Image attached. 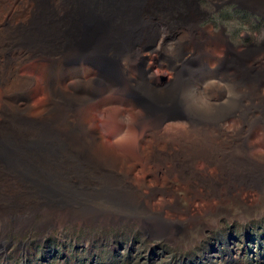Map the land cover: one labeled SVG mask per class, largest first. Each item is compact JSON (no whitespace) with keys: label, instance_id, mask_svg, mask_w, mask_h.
<instances>
[{"label":"rangeland","instance_id":"rangeland-1","mask_svg":"<svg viewBox=\"0 0 264 264\" xmlns=\"http://www.w3.org/2000/svg\"><path fill=\"white\" fill-rule=\"evenodd\" d=\"M185 1L191 2V16H187L191 36L207 46L208 71L196 72L200 62L191 55L193 44L177 45L175 29L159 21L155 22L153 36L144 37L142 30L138 33V54L131 63L123 61L128 57L121 47L115 52L107 49L90 66V74L97 82L104 78L115 86L81 110L90 114L89 126L96 131L101 148L132 163L131 176L136 187L145 183L138 198L120 191L115 180L100 173L96 180L87 181L83 199L92 204L96 195L114 194L115 204L120 207L121 202L122 209L65 207L55 196L58 202L54 206L42 205L23 214L7 215L0 219V264H264V189L250 188L221 200L218 191L207 200L209 194L198 182H183L175 175L170 178L171 185H166V172L173 163L183 162L190 152H206L172 151L177 143H168L170 137L184 135L188 121L197 123V129L208 126L215 131L213 152L220 154V131L213 125L228 106L240 103L235 88H231L227 100H220V72L228 75L239 64L248 68L254 61L257 62L253 67L264 70L261 16L240 8L232 0ZM14 8L13 0H0V18L10 24ZM6 31L0 38L11 36L9 29ZM175 59L183 61L177 63L181 71L175 80L177 84L165 85L169 78L174 82L169 67ZM146 65H152L153 73L148 82ZM16 75L33 76L34 83L28 86L23 98L30 104L32 114L39 116L38 109L45 100L41 73L33 75L32 62L25 61ZM61 80L67 89V83L73 81L69 68L56 69L55 81ZM196 82L202 85L198 87ZM204 82L208 85L204 86ZM11 88L10 82L0 88V151H20V155L15 152L19 163L38 175L37 179L27 181L30 187H58V127L49 143L43 132L32 131L27 123L16 121L9 106ZM228 89L227 86L225 91ZM157 90L162 92L158 97ZM140 99L147 106L175 104L183 111L185 124L171 129L159 127L163 114L141 112ZM17 105L21 107L22 102ZM234 120L229 119L227 127ZM68 140L70 148L77 150L70 151L74 160L81 141L74 136ZM244 145L251 158H264V123L251 129ZM142 151L163 157L137 161ZM204 162L196 160L193 168L203 169ZM154 169L158 171L154 173ZM213 171V166L208 169L209 173ZM86 173L90 178L96 174L93 168ZM145 196L151 198L150 204L144 202ZM188 210L191 216L187 215Z\"/></svg>","mask_w":264,"mask_h":264},{"label":"bare ground","instance_id":"bare-ground-1","mask_svg":"<svg viewBox=\"0 0 264 264\" xmlns=\"http://www.w3.org/2000/svg\"><path fill=\"white\" fill-rule=\"evenodd\" d=\"M183 1L13 0L15 8L11 13L12 22L9 24L5 18H0V37L7 29L11 32L10 37L0 38V88H5L8 82L11 83V115L16 121L27 123L32 131L43 132L47 142L53 141L54 131L58 127L59 186L41 187L34 184L30 187L27 181L37 179L38 175L19 163L16 153L20 155V151H0V219L15 212L23 214L42 205L54 206V203L58 202L56 197L65 207H77L81 210L91 207H118L114 194L96 195L92 204L83 199L87 181L96 180L100 173L115 180L120 185V191L124 190L138 198V193L145 183L142 182L136 187L131 176L132 163L101 148L96 131L89 126L90 114L81 109L115 86L104 78H99L97 82L91 76L95 59L107 49L115 52L124 47L128 58L123 61L131 63L138 54L135 50L140 38L138 33L142 30L144 37L153 36L157 29L156 21L175 29L177 45L193 44L194 53L191 55L200 62L196 72L209 70L206 66L209 60L207 46L191 36V22L187 21V16L190 17L192 12L191 2ZM232 1L264 14V0ZM184 47L182 49L186 52ZM25 61L32 62L33 75L40 72L42 76L45 100L38 109L39 116L32 114L30 104L23 98L28 86L34 83L33 76L22 78L16 75L17 68ZM174 62L169 67L174 82L169 78L165 85L177 84L175 80L181 73L177 63L183 61L175 59ZM256 62H252L248 68L239 64L234 72L228 75L222 70L219 74L220 80L217 73L214 75L216 81H220V100H227L231 95V88H235L240 101L239 104L228 106L221 112L220 121L213 123L220 131V154L213 152L216 151L212 133L215 131L208 126L197 129V123L188 121L187 132L177 137L171 136L168 143L176 141L177 145L173 150L169 148L174 152H206H190L185 156L186 159L183 158V162L173 163L172 169L166 172L167 186L171 185L170 178L175 175L183 182H198L203 186L206 195L209 194L207 200L218 191L221 200L230 194L242 193L250 188L264 189V158H251L247 155L244 145L251 129L259 123H264V102H261L264 99V70L253 67ZM162 64H158V67ZM61 67L72 71L73 81L67 83V89L63 87L62 80L58 83L55 81L56 69ZM122 68L125 67L122 65ZM151 68L152 65H146L145 82L153 79ZM97 71L100 72V68H97ZM195 85L200 87L202 83L196 82ZM205 85H208V82H204ZM227 86L230 89L225 91ZM157 91L155 94L158 97L162 92ZM140 100L143 103L141 112L163 114L164 118L159 122V127L171 129L185 124L181 114L183 111L175 104L147 106L144 99ZM19 102H22L21 107L17 105ZM1 116L4 117L3 112ZM231 118L235 120L227 127ZM70 136L81 141L80 147L77 148L80 150L74 160L70 151L77 150L70 148ZM154 153L146 154L142 151V155L136 157V160L145 162L149 158L156 160L157 157H163ZM198 159L205 161L203 169L193 168ZM212 166L214 171L209 173L208 169ZM90 168L96 172L91 178L86 173ZM157 171L154 169V173ZM197 191L200 190L197 188ZM47 199L51 201L47 202ZM144 202L150 204L151 198L145 196ZM139 203L142 201L139 200ZM118 205V208L122 209L121 202ZM124 206L129 209L127 204ZM187 215H190V210Z\"/></svg>","mask_w":264,"mask_h":264},{"label":"water","instance_id":"water-1","mask_svg":"<svg viewBox=\"0 0 264 264\" xmlns=\"http://www.w3.org/2000/svg\"><path fill=\"white\" fill-rule=\"evenodd\" d=\"M230 1H231V0H230ZM230 1H229V2H230ZM231 2H235V3H237V4L239 5L240 8H244V9H246V10H249V11H251L252 13H254V14L258 15V16H261V18L264 19V14L260 13L258 10L254 9V8H252V7H249V6H247V5H243L242 3H239V2H236V1H231ZM179 110H180V109H179Z\"/></svg>","mask_w":264,"mask_h":264}]
</instances>
